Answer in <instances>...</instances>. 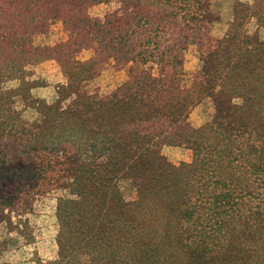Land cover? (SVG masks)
Listing matches in <instances>:
<instances>
[{
	"label": "trees",
	"instance_id": "16d2710c",
	"mask_svg": "<svg viewBox=\"0 0 264 264\" xmlns=\"http://www.w3.org/2000/svg\"><path fill=\"white\" fill-rule=\"evenodd\" d=\"M110 1L115 10L88 15ZM207 6L0 0V135L23 124L15 96L41 117L31 130L17 126L14 154L0 148V224L22 235L7 214L24 193L53 177L65 189L54 205L55 255L35 264H264V6L235 2L220 38L209 34ZM57 23L64 38L33 44ZM191 44L200 63L182 77ZM82 50L89 57L78 58ZM47 59L64 79L49 104L30 97L37 82L27 80ZM128 64L140 69L109 93L83 89ZM198 103L211 111L194 126L187 117ZM162 146L187 149L189 161L167 162Z\"/></svg>",
	"mask_w": 264,
	"mask_h": 264
},
{
	"label": "rangeland",
	"instance_id": "374dc122",
	"mask_svg": "<svg viewBox=\"0 0 264 264\" xmlns=\"http://www.w3.org/2000/svg\"><path fill=\"white\" fill-rule=\"evenodd\" d=\"M235 2L255 4V9H262L264 6V3L258 2V0H207L208 11L212 17L209 26V34L212 37L220 38L225 32L228 23L232 19ZM117 6L118 4L115 1L99 3L90 6L87 13L91 17L101 18L107 12L115 10ZM240 8V6H237V9ZM247 27L252 30L254 24L250 22ZM257 33L260 39L264 41V26L258 28ZM64 37L65 34L57 23L49 26L46 34L35 36L33 44L41 46L45 43L56 42ZM90 54L89 50H82L78 54V58L85 59ZM199 63L195 45H188L182 53V77H186L196 70ZM139 69L140 65L138 64H128L119 68L108 66L96 77L86 82L83 89L86 92L105 95ZM31 70L32 74L27 77V80H35L37 86L29 88L30 97L41 100L45 104L53 102L57 97L56 86L64 82L56 62L50 59L43 60L34 65ZM5 86L15 87L17 84L15 81H8ZM14 100H16L15 106L22 109L23 124H7L8 128H11L8 135H0V148L5 147L10 154H14V144L18 136H13V134L16 132L17 126L29 127L31 130L34 128L33 123L39 122L41 119L33 108L22 107L23 104L19 96H15ZM68 100H62L61 105L65 106ZM210 111L208 104L198 103L189 110L187 120L191 125L197 126L205 121ZM10 123H13V121ZM160 154L167 162L172 164L189 161L190 159V152L178 146H162ZM32 163L33 161H31ZM62 168L64 173L66 167L62 165ZM54 178H50L47 181L48 183L39 184L37 189L27 190L24 193L23 200L8 212L7 215L13 224L16 220L21 222L22 235H18L14 230L7 228L5 223L0 224V240L5 242V245L0 248V264H35L36 258L50 260L54 257L56 249L54 238L57 228L54 205L56 197L65 192V189L56 186L60 181L54 180ZM119 187L126 199L133 196L126 180L119 181Z\"/></svg>",
	"mask_w": 264,
	"mask_h": 264
}]
</instances>
